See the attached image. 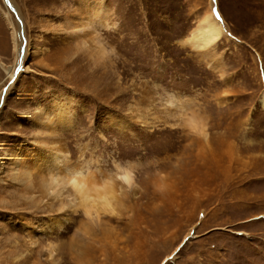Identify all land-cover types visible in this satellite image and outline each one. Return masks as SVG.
<instances>
[{"label":"rangeland","instance_id":"rangeland-1","mask_svg":"<svg viewBox=\"0 0 264 264\" xmlns=\"http://www.w3.org/2000/svg\"><path fill=\"white\" fill-rule=\"evenodd\" d=\"M208 11L226 34L204 58L182 40ZM263 92L264 0H0V264H264ZM53 147L56 171L134 170L119 218L13 181Z\"/></svg>","mask_w":264,"mask_h":264},{"label":"bare ground","instance_id":"bare-ground-1","mask_svg":"<svg viewBox=\"0 0 264 264\" xmlns=\"http://www.w3.org/2000/svg\"><path fill=\"white\" fill-rule=\"evenodd\" d=\"M104 9L105 6L100 5L98 7V10H87L86 14L89 16V18H94V23L99 22L101 24H105L107 22V18H105L104 20H102L103 18H101V12H105ZM88 27V22H77V24L73 23L72 32L85 33L84 35L79 36V39L81 40L80 43L84 45V47H86L90 52L95 51L98 57H104L107 52L105 46L97 38L95 30L87 31ZM225 34L226 30L221 20L213 13V11H208L198 21L197 25L194 27L190 35L186 39H183L182 42L187 43L195 50L205 51V53H203V57L206 58L208 55L206 51H209ZM8 74L12 75L13 71L9 70ZM261 105L264 107V92L262 93ZM46 113L47 112L42 113L41 117H39V119L42 120L40 122V125L45 122L43 120H50L52 118L51 113L53 114V112H51L50 114L48 113L47 115ZM197 121V126L192 129L197 134L205 138L207 135L205 124H203V122L198 118ZM61 156L62 153L61 151H59V149H57V147H53L48 151L45 149L37 150L34 154L31 155L29 161L26 159V155L20 154L19 156H17V160L15 159L16 161H14V169L10 177H12L13 181L15 180V182L17 181L19 184H21V186H23L29 194H32L37 189L41 193L42 197H50L45 194V189L51 187V185L48 183L51 178H61L62 176L72 175L73 173L77 172V170L68 169L67 167L56 171V162L60 160ZM65 190L66 189L63 186H58L55 198L62 195L63 191ZM66 192L68 195H74V193H72L70 189H67Z\"/></svg>","mask_w":264,"mask_h":264},{"label":"clouds","instance_id":"clouds-1","mask_svg":"<svg viewBox=\"0 0 264 264\" xmlns=\"http://www.w3.org/2000/svg\"><path fill=\"white\" fill-rule=\"evenodd\" d=\"M181 119L190 128L197 126L195 114L184 115ZM48 183L51 187L45 189V194L52 198H55L58 186L70 189L74 195H67L66 198L74 202V215L81 217L82 222L93 225L98 224L104 216L119 218L120 210L124 207L123 201L128 198L134 187H138L135 183L134 170L119 163L115 164L111 173L103 178L77 171L61 178L53 177ZM68 207V204H64L60 211Z\"/></svg>","mask_w":264,"mask_h":264}]
</instances>
